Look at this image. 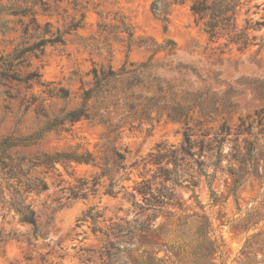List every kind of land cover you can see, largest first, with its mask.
I'll return each instance as SVG.
<instances>
[{"label":"rangeland","instance_id":"obj_1","mask_svg":"<svg viewBox=\"0 0 264 264\" xmlns=\"http://www.w3.org/2000/svg\"><path fill=\"white\" fill-rule=\"evenodd\" d=\"M42 1L45 10L33 7L37 28L29 13L0 14V61L36 40L46 22L63 38L42 54L11 61L22 60L13 68L19 76L36 71L45 85L27 89L23 82L0 81V139L31 134L60 110L79 105L93 67L144 62L157 45L165 49L151 58V73L167 82L170 101L190 111L187 125L162 110L150 122L108 135L107 123L95 119L65 122L9 149L25 159L89 152L94 161L31 167L27 176L47 184L23 202L34 211V224L21 222L11 208L10 198L24 197L13 193L15 182L0 181V264H264V0H240L237 7L236 31L247 36L246 45L226 34L210 37L190 10L192 0ZM59 86L68 98L42 91ZM41 98L48 117L37 112ZM243 138L263 145V158L258 172L234 187L228 167L238 164L228 159ZM202 142L212 150L200 151Z\"/></svg>","mask_w":264,"mask_h":264},{"label":"trees","instance_id":"obj_2","mask_svg":"<svg viewBox=\"0 0 264 264\" xmlns=\"http://www.w3.org/2000/svg\"><path fill=\"white\" fill-rule=\"evenodd\" d=\"M11 1L8 4L4 0H0V14L24 16L29 13L32 15L30 22L37 28L39 25L36 20L37 11L33 7L39 5L42 10H45L46 3L42 0H30V6H21L20 1L28 2V0ZM240 3V0H192L190 10L195 16L203 20L206 32L210 37L226 34L229 36L230 42H240L246 45L248 41L247 36L243 32L236 31L235 18L237 7ZM262 24L259 21L255 22V25L258 26ZM48 25V22L44 24L43 31L40 35H36V40L30 43L24 42L26 46L16 48L11 55L1 59L0 81L5 79L23 82L27 89L31 88L32 83L45 85L40 80L41 75L36 71H29L24 76H19V70L13 68L15 65H19L22 60L15 65L11 61L14 59H22L27 53L35 51L42 54L44 46L47 44L63 43L62 32L56 30V32L52 33ZM27 31L28 25H24L23 34L26 35ZM28 35L30 36V34ZM168 41L172 46L175 45V42L172 40ZM163 49H165V45H157L152 50V55L146 61L138 64L124 61L117 69L111 66L93 67L91 70V85L82 91L79 105L68 110H60L57 115L48 118L42 127L31 134L26 136L8 135L0 139V181H14L13 193L19 199L22 194L24 195L22 202L21 199L15 201L10 198L11 208L16 212L21 222L35 223L34 211L28 203H23L27 195L32 192L47 189V184L42 179L27 176L31 167H43L46 170H56V164H70L71 162L87 163L94 161V157L89 152L54 151L25 159L19 156L13 157L8 153L9 149L17 146L30 145L39 140L45 132L56 129V127L63 125L65 122L73 123L80 119H95L98 123H107V135L113 132L121 133L126 124L132 127V123L135 121L138 124L144 121L150 122L153 119L152 113H160L162 110L165 111L168 118L181 121L187 125V118L190 111L188 104L174 100L170 101L168 98L169 92L163 84V81L165 83L167 82L162 77L152 74L150 70L152 67V63L150 62L151 58L156 52ZM142 90L144 91L142 92ZM42 91L46 92L50 97H60L62 99L69 97L68 91L62 86L57 88L50 87ZM90 100H92V104H89ZM26 103L28 105L31 104L29 101ZM42 107L43 98L37 104V112L48 117ZM117 111L119 113L116 116V121L109 122L110 116L116 114ZM260 112L256 111L255 114L259 115ZM240 124L243 125V122L241 121ZM258 124H260V119L258 120ZM186 128L188 129V127ZM128 129L130 130L131 128ZM244 130L249 133V125ZM184 141L186 147H192L190 134L186 133V131L184 132ZM242 143V145L234 144L232 146V153L228 159L229 163L233 161L238 164L237 168L228 167L229 172L234 177V187L240 184L248 174L257 173L258 160L263 158V145L259 144L256 139L248 140L247 138H243ZM205 148L207 151L212 150L209 142H207L206 146H204L203 142L200 144V151L205 150ZM181 150L186 153L189 151L185 147H181ZM116 155L117 159L123 158L120 152H116ZM220 156L221 152L218 151L213 165H219L221 161ZM201 166H203V163H201ZM212 177H214V172L211 174ZM1 186L2 184L0 183ZM137 191L139 193L144 192L141 188L137 189ZM74 195L78 196V193ZM160 203H164V201L161 200Z\"/></svg>","mask_w":264,"mask_h":264}]
</instances>
